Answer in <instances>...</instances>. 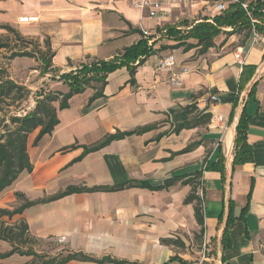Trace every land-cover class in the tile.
<instances>
[{"label":"crops","instance_id":"obj_1","mask_svg":"<svg viewBox=\"0 0 264 264\" xmlns=\"http://www.w3.org/2000/svg\"><path fill=\"white\" fill-rule=\"evenodd\" d=\"M216 1L149 18L129 0H0V25L49 41L51 70L44 73L49 79H41L63 93L68 86L50 78L58 79L81 63L119 56L144 37L143 31L156 35L147 41L152 52L140 64L131 63L132 77L126 66L115 69L108 73L101 95L93 97L95 89L87 87L72 95L66 108L57 109L58 123L36 144L38 129L28 134L32 170L21 172L0 191V208L18 206L16 192L37 200L69 186L128 185L70 193L3 220L24 219L37 239L56 240L71 252L93 258L129 262L125 264H264V35L223 27L203 50L194 38H177L182 26L175 27L178 34L165 30L180 16L195 18L199 11L203 17L189 27L211 21ZM21 16H37V21L21 23ZM167 55L174 65L157 68ZM173 76L178 84L171 83ZM211 94L218 101H208ZM242 113L248 118L249 151L235 161ZM142 127L147 128L77 159L83 146L107 134ZM218 160L221 170L204 168ZM196 172H201V238L194 203L184 202L191 192L184 180ZM166 180L170 184L155 188ZM135 182L144 186L130 185ZM10 249L0 240V254ZM26 261L17 253L0 257V264Z\"/></svg>","mask_w":264,"mask_h":264},{"label":"trees","instance_id":"obj_2","mask_svg":"<svg viewBox=\"0 0 264 264\" xmlns=\"http://www.w3.org/2000/svg\"><path fill=\"white\" fill-rule=\"evenodd\" d=\"M241 0L231 2L222 12L215 14L211 21L202 20L195 23L192 26H188L187 30L180 32L175 27L166 28V34H180L177 38H194L202 49H206L213 44V38L218 35L223 27H231L232 31H240L247 29L255 30L258 33L264 35V0H255L248 2V10L250 15L242 8ZM253 20V21H252ZM0 28L12 30V27L8 25H0ZM144 36L137 43L124 49L123 53L114 57L111 60L103 61H91L88 63H81L75 70L58 75V79L68 86V91L54 92V93H39L35 106L24 112L23 114L9 113L8 115L0 118V191L8 187L21 172L32 170V163L29 159L27 152L26 140L29 133L38 129L33 144L45 134L50 133L54 126L58 123L57 109H63L68 106V99L76 94L81 93L87 87L95 89L93 97L102 94V88L105 84L108 73L115 69L126 66L129 70L131 77L134 73V66L131 63L138 61V64L142 62V58L152 52V48L147 44L148 39H151V35ZM46 57L43 58L44 68L41 72L47 73L51 69V56L52 50L50 48L49 41L45 39ZM19 56H31L28 51L15 54ZM49 69V70H48ZM93 82L99 85H94ZM26 88L10 78L4 80L0 79V103H4L5 100H12L14 95H17L18 99L23 97L22 91ZM16 97V98H17ZM54 102H58V107L54 106ZM248 118L241 114V117L236 126L235 137V161L241 159V157L249 151V146L246 142ZM147 127L139 128L135 131L129 132H116L114 134H107L104 138L91 146H83V152L80 159L84 154L95 151L102 146L109 143L111 140L121 138L125 135L132 133H139L146 130ZM193 145H189L182 151H188ZM69 146L66 148H72ZM65 148V149H66ZM237 158V159H236ZM205 169L221 170L222 161L219 160L213 164H206ZM201 172H196L193 177L184 180V183L191 185V192L184 199L185 203H194V215L197 223L200 225L201 238L203 233V213H202V200L196 194L197 187L199 185V178ZM171 180H166L163 185L155 187L160 188L170 184ZM128 185L122 183L111 187H95L87 189L84 187L69 186L63 192L53 195L48 198H42L37 200H28L23 194L16 192L15 195L22 202L13 209L0 208V240L6 241L10 244L11 249L5 253L0 254V257H7L13 253L26 256H35L36 252L32 249L29 242L35 239L29 232L28 225L24 219H19L16 223H8L3 220L2 217L11 218L14 214H21L24 209L37 203H42L50 200L57 199L70 193H78L90 190H117ZM130 185L144 186L141 182L131 183ZM226 234V231H225ZM225 239V236L224 238ZM165 243H170V239H163ZM224 242V241H223ZM81 256V260L92 261L98 264L112 263V264H125L129 263L124 260H116L110 257L93 258L86 256L80 252H72L62 262H67L72 259H78ZM174 258H171V260ZM52 260H44L38 264H49ZM35 264V263H28ZM168 264V263H163ZM221 264H229L222 261Z\"/></svg>","mask_w":264,"mask_h":264},{"label":"rangeland","instance_id":"obj_3","mask_svg":"<svg viewBox=\"0 0 264 264\" xmlns=\"http://www.w3.org/2000/svg\"><path fill=\"white\" fill-rule=\"evenodd\" d=\"M188 12V10H184V13ZM206 12L213 13L212 9H207ZM197 17H203L201 11H199L195 18L187 17L185 19L180 16L172 24L166 25L165 28L179 25L183 27V30H187L186 26L191 25ZM155 36L153 33L150 37L152 39ZM23 51L30 52L31 56L15 55ZM44 57H46L45 38L25 36L17 28H12V30L0 28V79L10 78L26 88L25 91H22L23 97L21 99H18L17 95H14L12 100L7 99L4 103H0V118L5 116V114L16 113L19 115L32 109L35 106L37 98H39V93L60 92L55 89L57 88L56 86L50 89L49 81L41 79L42 77L49 79V77H45L46 75L41 72L44 68ZM50 79L60 81L56 77ZM93 84L99 85L95 82ZM17 199L22 202L18 197ZM18 221L16 220L13 223ZM28 245L32 247L36 255H24L27 259L25 264L30 262L38 264L44 260H52L49 264H98L92 261L81 260V256L78 259L62 262L72 252L53 239L35 238L29 244H26V246Z\"/></svg>","mask_w":264,"mask_h":264},{"label":"built area","instance_id":"obj_4","mask_svg":"<svg viewBox=\"0 0 264 264\" xmlns=\"http://www.w3.org/2000/svg\"><path fill=\"white\" fill-rule=\"evenodd\" d=\"M205 1L206 0H129V3L132 7L144 12L145 16L149 18H156L161 14L165 15L170 13L172 9L181 8V7L190 8L191 6H194L196 4ZM235 1L237 0H218L214 4V11L216 13H220L226 8L227 2H235ZM241 6L247 12V14L250 15V12L248 10V2L242 1ZM18 21L21 23L35 22L37 21V16H21L18 18ZM143 34L145 36L149 35L147 31H143ZM255 36H257V34H255ZM237 56L239 62L242 63L243 57L240 56L239 54ZM173 65H174L173 57L171 55H167L158 61L157 68H170ZM182 72H185V69H183ZM171 83L173 84L179 83L176 76H173L171 78ZM208 101H218L217 95L211 94L208 98ZM196 194L202 200V193H198L196 191Z\"/></svg>","mask_w":264,"mask_h":264}]
</instances>
